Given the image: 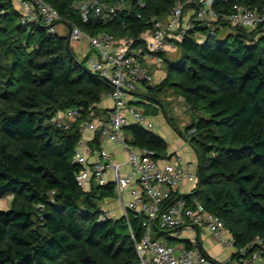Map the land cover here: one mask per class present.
<instances>
[{
    "label": "trees",
    "instance_id": "obj_1",
    "mask_svg": "<svg viewBox=\"0 0 264 264\" xmlns=\"http://www.w3.org/2000/svg\"><path fill=\"white\" fill-rule=\"evenodd\" d=\"M43 1L68 27L129 38L141 48L140 36L182 0H98L122 3L123 9L111 21L91 17L87 23L73 8L81 0ZM235 4L264 13V0H210L218 20L192 21L175 43V56L164 57V79L144 86L141 97L160 108L196 156V187L181 198L219 217L240 249L264 241V28L249 31L221 20ZM19 19L15 2L0 0V197L12 196L9 209L0 211V264H135L130 231L136 241L142 238V217L101 220L102 201L115 195L111 185L91 184L84 191L75 181L80 122L66 131L49 124L70 109L80 110L82 120L89 109L101 114L98 105L110 86L85 68L88 56L76 60L67 36ZM221 28L229 29L223 39ZM168 93L191 115L183 130L162 106L160 96ZM126 129L129 146L156 159L169 157L166 143L152 131ZM89 145L99 150L97 134ZM38 207L45 213L41 222ZM162 237L161 231L152 236Z\"/></svg>",
    "mask_w": 264,
    "mask_h": 264
},
{
    "label": "built area",
    "instance_id": "obj_2",
    "mask_svg": "<svg viewBox=\"0 0 264 264\" xmlns=\"http://www.w3.org/2000/svg\"><path fill=\"white\" fill-rule=\"evenodd\" d=\"M20 16V23L26 25L41 24L50 34H57V25L62 24L59 14L43 0H13ZM81 22L98 18L101 22L111 21L117 11L123 9L122 3L108 5L98 0H81L73 4ZM189 12V18L185 13ZM219 16L210 9V0H182L176 3L168 16L155 20L152 28L144 32L140 39L143 47H133V40L124 38L120 45L107 33L88 35L78 27H69V41H85L92 52L86 60V69L97 74L110 86L108 98L112 108L96 114L88 110L86 119H81L78 109L58 112L49 119V124L57 129L69 130L80 122V133L97 134L99 142L120 145L126 152L127 171L121 172L112 156L99 149L97 161L89 162L90 148L80 142L73 155V161L81 167L75 177L77 185L88 191L91 184L98 187L112 185L120 205V217L129 213L142 217L141 227L144 235L136 241L130 231L137 256L135 264H214L192 239L188 245L181 244V233L207 229L225 248H233L237 264H264V241L255 240L249 255L245 248H234L233 239L225 230L222 221L216 215L206 211L197 203H188L181 196L183 184H197L196 164L184 162L180 156L156 159L150 151L135 149L126 142L123 130L138 126L146 131L154 130L153 123L146 115L129 101V95L138 85L155 86L156 74L163 73L164 57L175 51V43L182 41L192 21L208 25L216 22ZM221 20L231 27L254 30L264 28V13L257 14L254 9L235 4L229 15ZM68 33V34H69ZM129 197L123 201V196ZM109 212H102L100 219H111ZM155 231H161L169 240L179 241L171 245L161 239H153Z\"/></svg>",
    "mask_w": 264,
    "mask_h": 264
},
{
    "label": "crops",
    "instance_id": "obj_3",
    "mask_svg": "<svg viewBox=\"0 0 264 264\" xmlns=\"http://www.w3.org/2000/svg\"><path fill=\"white\" fill-rule=\"evenodd\" d=\"M190 14L189 12L185 13V18H189ZM62 30L61 32L57 33L59 36H67L69 33V27L67 24H61ZM57 32V30H56ZM124 38H118L115 39L117 42V45L121 44V41ZM82 40H76L74 42H80ZM69 41V46H70ZM87 44V43H86ZM71 51L74 54L73 49L70 47ZM176 50L167 53V57L171 58L175 56ZM92 55L91 50L89 49L88 45L87 48L85 49V56L83 59L86 58V56L90 57ZM162 70L160 69L157 74H156V83L155 85H158L165 77L164 72H161ZM145 93V88L143 85H138L136 89L129 95V101L133 105L141 104L144 106L149 107V112L145 113L143 109H140L146 117L153 123L154 125V132L156 135H158L161 139L164 140V142L167 145L168 149V155L174 156V155H179L184 162H195L196 156L192 149L188 146V144L183 141L181 138L177 136V134L173 131L176 137H172L169 134V128L171 127L167 124L165 121L161 110L158 106L155 104H150L147 101L143 100L141 97L142 94ZM113 106L112 101L108 98V96H105L101 103L98 105V109L101 111L111 109ZM159 113V114H158ZM125 139L128 140L130 139V135L127 129L123 130ZM165 135L171 138V148L165 141ZM94 135L89 132H83L81 136V143L83 144L84 147L90 148L89 144H91L93 140ZM174 139H178L181 141V143L178 145ZM99 149H102L109 153L113 161L117 164L120 165L121 167V172L125 173L127 171V166L125 165L126 162V157L127 154L126 152L122 149L120 145L113 144V143H107V142H100ZM136 149V148H135ZM99 150H92V155L88 158L89 162H96L97 161V153ZM112 186V185H111ZM181 193L182 194H187L189 195L193 190L194 186L190 184H183L181 187ZM115 195V194H114ZM129 197L127 195L123 196V201L126 202L128 201ZM101 211L102 212H109L112 218H120V205L117 200V197L114 196L113 199H105L101 203ZM163 241H166V243L171 244L173 242L172 240H169V237L166 236L160 238ZM192 239H195L198 242V245L200 247V250L214 263V264H237L236 259L233 257L234 256V249L233 248H225L223 247L211 234L207 229L201 228V229H196L194 230V236L190 231H186L184 233H181V238L179 241L181 244L188 245L191 243ZM178 241V242H179Z\"/></svg>",
    "mask_w": 264,
    "mask_h": 264
},
{
    "label": "rangeland",
    "instance_id": "obj_4",
    "mask_svg": "<svg viewBox=\"0 0 264 264\" xmlns=\"http://www.w3.org/2000/svg\"><path fill=\"white\" fill-rule=\"evenodd\" d=\"M213 26H215V25H213ZM56 30H57V33L61 32L62 26L57 25ZM228 33H229V29L221 28L219 38L220 39L225 38L228 35ZM70 47L74 51V56H75L76 60H78V61L83 60V58L85 56V49L87 48L86 42L85 41H80V42L72 41V42H70ZM84 66L86 67V64H84ZM160 99L163 101L162 102L163 108H165V110L167 111L169 116L171 118H173V120L175 121V123L177 124V126L180 129L183 130L186 125H189V123L191 122V115H190L187 107L183 104V102L179 98L168 93L163 97L160 96ZM135 107L138 108L139 110L143 109L145 111V113L149 112V107H147V106L137 104V105H135ZM169 131H170L169 134L173 138L176 137L175 134L173 133L172 129L169 128ZM174 140L178 145L181 143V141H180L181 139L180 140L174 139ZM165 141L167 142V144L171 148V138L168 137L167 135H165ZM177 156H179V155H177ZM193 164H196V160H195V162H193ZM11 199H12V196L10 194H7L3 197H0V211H6L9 209ZM178 244H179L178 241L171 242V245H173V246L178 245Z\"/></svg>",
    "mask_w": 264,
    "mask_h": 264
},
{
    "label": "water",
    "instance_id": "obj_5",
    "mask_svg": "<svg viewBox=\"0 0 264 264\" xmlns=\"http://www.w3.org/2000/svg\"><path fill=\"white\" fill-rule=\"evenodd\" d=\"M70 36V33L68 34V37ZM45 217V213L42 212L41 207L37 208V219L41 222L43 218Z\"/></svg>",
    "mask_w": 264,
    "mask_h": 264
}]
</instances>
